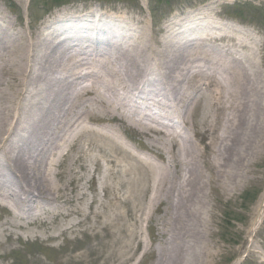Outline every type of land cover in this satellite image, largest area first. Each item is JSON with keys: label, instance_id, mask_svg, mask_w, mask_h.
Listing matches in <instances>:
<instances>
[{"label": "bare ground", "instance_id": "obj_1", "mask_svg": "<svg viewBox=\"0 0 264 264\" xmlns=\"http://www.w3.org/2000/svg\"><path fill=\"white\" fill-rule=\"evenodd\" d=\"M0 8L3 9L1 5ZM188 14L195 17L192 12ZM88 16L89 19H83L84 15L80 12L58 13L38 30L27 32L16 31L11 17L0 10V207L10 211V218L17 221H13L12 226L17 229L25 228L23 219H28L31 224L39 223L40 211L54 213L50 208L54 203H47V200L55 201L57 195L48 194L60 190L55 180L60 171L53 173L50 170L53 162H57L55 158L58 153L62 158L58 164L60 166L69 158L70 153L64 150L65 147L76 146L88 134L102 149L106 148L104 141L115 144L121 137L116 134L118 129L110 126L109 131H105V128L110 122L117 121L141 128L140 134L153 141L148 148L151 152H158L164 163L163 170L155 174L153 184L148 182L141 185L139 178H135L133 185L151 190L154 201L166 203L171 213L175 211L172 219L176 224L187 226L189 221H209V215H205L204 200L208 191L203 168L206 165L209 167L210 178L218 177L217 186L220 189L223 190L224 186L234 189L246 178L249 159L264 155V72L258 68L259 63L248 57V54H254L253 46L239 39L240 30L230 36L220 35L224 29L211 18L204 29L197 32H219L216 34L219 41L227 40L232 46H238L246 53V59H226V55H222V58L218 56L216 59L217 63H213V53L207 49L199 46L191 53L187 46L166 39L158 41V55L155 54L156 50H152L153 55L147 57L149 51L133 48L132 55L125 52L110 56L109 61L115 65V69L108 61L104 62L106 55L98 53L94 47L105 44L116 48L111 40L124 29H119L115 24L114 30H104L112 36L108 41L96 35L87 37L71 31L76 27L80 31L85 30L90 21L100 26L103 20L101 16L91 12ZM196 17L202 21L206 13L198 12ZM184 20L176 25L183 28V33L194 32L195 22L190 18L186 20L187 25H183ZM105 25H102L103 29ZM174 28V24L171 28L167 27L165 35ZM95 30L100 31L101 28ZM77 38L83 42H72L78 41ZM77 46L84 47V51H77L78 54L71 58L68 53L70 49L77 50ZM89 52H96V55L92 57ZM86 56L92 57L93 61H84ZM154 60L161 65L163 63L162 71L158 70ZM204 61L209 62L207 66H214H211L213 69L219 68L222 80L212 79L214 76L210 73L213 71L205 65L195 66ZM147 64L151 73L157 75L154 80L148 77ZM103 75L109 76V79ZM227 87H235V90L233 95L228 96L231 102L225 103ZM188 90H192L189 95ZM133 91L138 95L144 94L146 104L136 106ZM208 96L212 122L201 131L192 117L196 113L207 117L206 113L201 112L204 110L201 100ZM224 104L228 110L226 116L222 114L224 109L226 111ZM78 105L82 108H78ZM130 105L135 106V111L137 107L144 109L145 116H151L154 107H161L163 117L169 121H173V115H178L186 130H193L194 134L201 136L203 150L191 139L185 137L183 140L182 136L166 130L164 122L158 119L144 122L134 112H127ZM86 122H96L101 127L90 128ZM165 140L170 160H165L164 152L157 147L156 141ZM122 152L124 159L132 157L127 150ZM207 154L211 158L213 156V160L206 162ZM200 157H203L202 167L195 169ZM136 162L137 168L139 166L145 172L148 170L144 161L136 159ZM94 163L98 170L103 167L99 157L94 158ZM128 165L126 170L133 166L132 163ZM83 168H87L86 164H83ZM73 172L71 170L67 186L70 184L77 189L76 200H83L88 211L78 207L70 211L80 218H90L95 226L100 227L90 229L91 235L103 237L101 229H104V236H114V232L102 223L104 214L94 208L99 200L96 196L86 198L85 192L75 185ZM145 172L143 181H150L152 178ZM87 178L97 192L95 173ZM99 186L106 194L114 189V185L107 181ZM108 204L115 207L113 203ZM64 232L67 230L64 229ZM172 254L171 264L191 263L189 253L175 251ZM199 258L194 257L193 264H200Z\"/></svg>", "mask_w": 264, "mask_h": 264}, {"label": "rangeland", "instance_id": "obj_2", "mask_svg": "<svg viewBox=\"0 0 264 264\" xmlns=\"http://www.w3.org/2000/svg\"><path fill=\"white\" fill-rule=\"evenodd\" d=\"M61 1L65 3L61 5ZM0 5L3 7L0 10L14 21L16 31H36L55 14L67 11L83 13V19H89V12L102 17L100 26L90 21L85 30L80 31L77 27L71 29L74 33L80 32L87 37L96 35L108 41L112 36L104 30H114L115 24H118V28L124 30L122 33L118 32L111 40L116 44V48L105 44L93 46L98 53L106 55L104 62L110 63L109 57L115 54H130L133 48L149 51L147 57L153 55L152 50H156L155 54L158 55V41L166 39H171L177 45L187 46L191 53L199 46L207 49L213 53V63H217L216 59L218 56L222 58V55H226V59H246V53L238 46H232L227 40L219 41V36L216 37L219 32H210L212 35L203 31L197 32L198 29H204L212 18L214 23L224 29L220 35L230 36L236 30L242 31L239 39L249 42L254 49V54H248V57L256 64L259 63L258 68L264 72V0H0ZM189 12L195 14V17L188 14ZM198 12L206 13L205 19L198 20ZM188 15L191 16L187 18ZM190 18L195 22L196 29L194 32L183 33V28L178 27L176 23L185 19L182 23L187 25L186 20ZM170 23L175 25L174 31L165 35L167 27L172 26ZM102 25H105L104 29ZM99 28L100 31L95 30ZM77 39L78 41L72 42H83ZM69 46L71 47L70 44ZM81 46H77V50L70 49L68 54L71 58L72 55L78 54L77 51L83 53L84 47ZM88 54L93 57L96 52ZM92 57L86 56L84 61L92 62ZM155 62L158 64V70L162 71L163 63L161 65L154 60ZM207 63L209 62L196 63L195 66L205 65L213 71L208 72L214 76L212 79L222 80L223 75L219 68L213 69L215 67L207 66ZM109 65L116 69L112 63ZM145 67L149 79L154 80L157 75L151 73L150 65ZM102 77L109 79L106 75ZM234 90L235 87H227L225 103L231 102L228 96ZM191 92L192 90H188L187 95ZM132 97L136 106L147 102L143 99L144 94L138 95L136 91L132 92ZM201 101L204 105L201 112L206 113L207 117L205 114L196 113L192 120L203 131L209 122H212V111L209 112V96ZM224 105L226 111L224 109L222 114L226 116L228 110L226 104ZM78 108L82 107L78 105ZM134 109V105L127 106V112H134V115L141 117L144 122L158 119L166 124V130L182 136L183 140L185 137L191 139L202 149L201 136L194 134L193 130H186L178 115H173V121H169L163 117L161 107H154L151 116H145L144 109ZM88 126L94 129L101 127L96 122L89 123ZM110 126L118 129L116 134L121 136L115 144L104 141L106 148L102 149L88 134L82 137L76 146L65 147L64 150H68L70 154L63 165L58 166L62 159L58 153L55 158L57 162H53L54 166H49L53 173L60 171L55 178L60 190L58 193L48 194H56L55 201L47 200V203H54L50 207L54 213L40 211L39 223L31 224L28 219H23L25 228L17 229L12 226L16 220L10 218V211L0 207V264H171L172 253L175 251L189 253L190 264L194 263V257H200V264H264V155L249 159L246 178L234 189L230 186L220 189L217 186L218 177L210 178L209 167L206 165L203 174L207 180L208 192L205 188L204 191L208 195L204 201L205 215H209V221H189L187 226H183L176 224L172 219L175 211L171 213L166 203L158 204L152 199L151 190L133 185L135 178H139L141 185L148 182L153 184L155 174L163 170L162 157L148 148L153 141L140 134L141 128L130 123L112 121L107 124L105 131H109ZM156 143L160 151L164 152L165 160H170L171 155L164 145H168L167 141ZM122 150L130 152L132 157L124 159ZM207 156L206 162L213 160V156ZM93 157L102 159L103 167L100 170ZM136 159L146 163V172L139 166L136 167ZM202 160L203 157H200L195 169L202 167ZM128 163L133 166L126 170ZM83 164H86V169ZM194 164L195 161L192 166ZM71 170H74L73 178L76 177L75 185L85 192L86 198L96 196L99 200L98 204H94V208L104 214L102 223L114 232V236H104V229H101L103 237L91 235L90 229L100 227L95 226L90 218H80L70 211L76 207L88 211L83 200H76L79 193L77 189L70 184L67 186ZM144 172L152 178L150 181H143ZM91 173H95L97 192L87 178ZM106 181L114 185L110 194H106L99 186ZM108 202L115 204V207L109 206ZM67 213L72 215L66 216ZM69 227L72 228L68 230ZM64 229L67 232H64Z\"/></svg>", "mask_w": 264, "mask_h": 264}]
</instances>
